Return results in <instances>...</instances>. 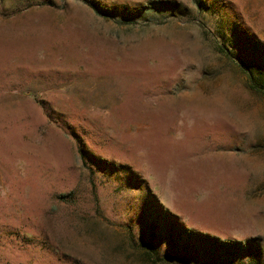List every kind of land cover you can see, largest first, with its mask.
I'll list each match as a JSON object with an SVG mask.
<instances>
[{"label":"rangeland","instance_id":"1","mask_svg":"<svg viewBox=\"0 0 264 264\" xmlns=\"http://www.w3.org/2000/svg\"><path fill=\"white\" fill-rule=\"evenodd\" d=\"M0 264H264V0H0Z\"/></svg>","mask_w":264,"mask_h":264},{"label":"trees","instance_id":"2","mask_svg":"<svg viewBox=\"0 0 264 264\" xmlns=\"http://www.w3.org/2000/svg\"><path fill=\"white\" fill-rule=\"evenodd\" d=\"M92 7L94 6V5H91ZM98 13H101V14H103V15H106V16H111V13H109L110 11H108V9H103L102 11H101V9H98L97 7H93ZM244 67H246V65H243ZM247 68V67H246ZM248 70V75H249V79L250 80H252L253 79V76H252V73L249 71V69H247ZM258 90H259V87H258ZM220 242L222 243V244H226V245H232V246H236V247H239V246H243V245H241V243H237V242H226V241H221L220 240ZM142 246H144L145 248H147V250L148 251H150V254L151 255H153V254H156L157 253V251H156V249L154 248V247H152L149 243H145V244H143ZM156 257V256H155ZM157 258V257H156ZM164 258H169V256H165ZM170 260V259H169Z\"/></svg>","mask_w":264,"mask_h":264}]
</instances>
